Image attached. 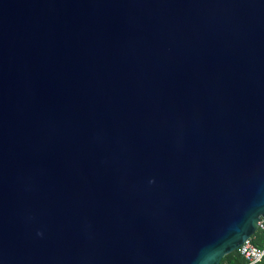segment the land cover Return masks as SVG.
<instances>
[{
  "label": "water",
  "instance_id": "water-1",
  "mask_svg": "<svg viewBox=\"0 0 264 264\" xmlns=\"http://www.w3.org/2000/svg\"><path fill=\"white\" fill-rule=\"evenodd\" d=\"M264 218V0H0V264H220Z\"/></svg>",
  "mask_w": 264,
  "mask_h": 264
},
{
  "label": "built area",
  "instance_id": "built-area-1",
  "mask_svg": "<svg viewBox=\"0 0 264 264\" xmlns=\"http://www.w3.org/2000/svg\"><path fill=\"white\" fill-rule=\"evenodd\" d=\"M256 232H260L264 236V218H260L257 222ZM255 233L236 250L238 256L244 260L243 264H264V237L262 245H255L252 241Z\"/></svg>",
  "mask_w": 264,
  "mask_h": 264
},
{
  "label": "trees",
  "instance_id": "trees-1",
  "mask_svg": "<svg viewBox=\"0 0 264 264\" xmlns=\"http://www.w3.org/2000/svg\"><path fill=\"white\" fill-rule=\"evenodd\" d=\"M263 234L260 232H256L254 235L253 244L255 245H262L263 244ZM221 264H243L244 260L238 256L236 251L231 254L226 255L222 258Z\"/></svg>",
  "mask_w": 264,
  "mask_h": 264
}]
</instances>
